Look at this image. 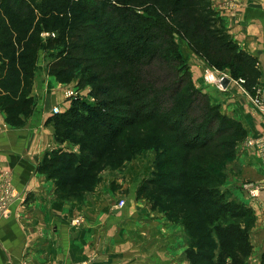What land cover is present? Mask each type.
Returning a JSON list of instances; mask_svg holds the SVG:
<instances>
[{
  "label": "trees",
  "instance_id": "16d2710c",
  "mask_svg": "<svg viewBox=\"0 0 264 264\" xmlns=\"http://www.w3.org/2000/svg\"><path fill=\"white\" fill-rule=\"evenodd\" d=\"M180 39L255 92L258 58L234 40L212 0H0V107L12 125L32 115L28 96L44 55L50 74L60 82L78 78L95 97L76 98L51 117L57 142L78 147L53 150L40 165L59 197L82 198L113 154L122 161L153 148L156 171L138 196L164 197L165 211L188 233L206 231L188 240L192 264H241L234 254L240 241L252 250L253 211L230 196L224 204L222 186L247 130L196 86ZM226 248L220 260L216 251Z\"/></svg>",
  "mask_w": 264,
  "mask_h": 264
},
{
  "label": "crops",
  "instance_id": "0c3cea01",
  "mask_svg": "<svg viewBox=\"0 0 264 264\" xmlns=\"http://www.w3.org/2000/svg\"><path fill=\"white\" fill-rule=\"evenodd\" d=\"M212 2L225 17L234 40L258 58L261 77L257 86L264 95V0H240L237 11L228 16L224 12L228 8L227 0ZM181 40L189 48V55L183 54L190 63L196 86L207 92L223 113L239 120L247 130V137L237 145L236 157L224 167L226 180L222 187L229 191L231 199L253 211L250 227L253 254L247 262L253 260L260 264L264 254V189L254 197L244 187L248 183L264 184V149L249 145V140L264 138V111L253 103L251 93L229 70L211 68L187 41ZM181 49L184 52L182 46ZM45 60L43 56L38 64L32 93L33 113L25 123L12 125L7 120V112L0 107V186L4 178L9 177L20 195L9 216L0 221V264H73L87 261L91 256L95 257L92 264H188L183 237L174 236L172 246L163 254L140 252L131 234L133 229L125 232L122 228L131 227L129 223L141 225L138 221L142 204L115 208L113 200L104 197L105 184L89 193L93 194L94 201L92 195L83 200L58 197L56 180L48 178L40 165L53 150L78 151V147L56 140L52 108L68 102L63 83L49 73V60ZM225 77L230 78L226 87L222 84ZM71 83L78 86V78ZM138 183L132 180L125 186L134 187ZM79 215L84 216V221L76 226L74 220ZM177 227L169 228L177 230ZM124 245L129 247L125 249ZM130 247L132 249L128 250Z\"/></svg>",
  "mask_w": 264,
  "mask_h": 264
},
{
  "label": "rangeland",
  "instance_id": "374dc122",
  "mask_svg": "<svg viewBox=\"0 0 264 264\" xmlns=\"http://www.w3.org/2000/svg\"><path fill=\"white\" fill-rule=\"evenodd\" d=\"M237 11V9H234L232 7L225 8L224 12L225 14L227 13L228 15H231L233 13H235ZM51 35H54V33H50V32H43L42 35L44 38H47ZM180 43L181 46L184 50V54L185 55H189V48L183 44L182 40L180 39ZM43 56L41 57V60H43ZM44 58H46L44 56ZM48 62V59H46ZM45 60V61H46ZM6 61L4 58H2L0 60V65ZM39 68V66H37V69ZM211 68H214L211 66ZM211 68H208V70H210ZM216 69V68H214ZM218 70V69H217ZM36 77V76H35ZM35 77L32 80V85H31V89H30V93L29 96H32L34 87H35ZM67 78V77H65ZM69 78V77H68ZM75 79V78H74ZM74 79H70V81L67 82H61L63 83L62 87H64V97L66 99V102L68 103H72L73 100L72 99H68L65 96V91L71 90L73 88H80L79 86H75L73 83H71V81H73ZM241 85H243L242 82H240L239 80H237ZM258 87V86H256ZM261 88V87H260ZM256 94V88H255V92L251 93V97H253ZM33 97V96H32ZM63 104L60 103L59 105H61L64 109H66L65 107L69 106L70 104ZM57 105V104H56ZM22 104L17 108V110H22ZM28 109V106H27ZM53 109V108H52ZM263 111V110H262ZM26 114L28 113V111H25ZM24 112V113H25ZM54 115V114H53ZM31 115H28L27 118H29ZM67 142H72L70 140H68ZM71 145V143H69ZM157 151L153 148L147 149V148H142L139 149L137 151H135L134 153V158H130V159H125L120 161V159H118L120 156L119 154L116 155H112L110 156V160L108 161V164H111L110 166H108L106 168V170L104 172H102V175H100L99 177H92L91 180L87 181V185L89 186V188H92V190H89L85 193V195L82 196V198H79L80 200H83L84 197L89 198V196L92 195V199H93V194H89L90 192H95L96 188L101 185V184H105L106 185V194L104 193V197L107 198V200H113L114 207L117 209H122L127 207L128 205H132V204H142L141 206H139V211L140 214V221L139 224L142 225V227L140 228L141 225H136L135 221H132L135 223V225L132 224H128L131 225V227L126 226L127 228H122L125 232L127 230H132L134 231L133 234L134 236H132L134 238V240L136 242H138L136 245H139L137 247V249L140 252H145L147 254H149L151 251H155L157 253H165L168 251L167 247H171L172 245V239L177 237H183L186 240V244H187V248L188 247V240H190V238L193 240V236L194 237H198L199 239H201L206 231L202 230V231H198L196 230V228L194 227L193 230H190L189 233L185 227V225L182 223V221H178L175 220L174 218H171L168 214L167 211H165V206H164V197L161 199H155L153 196H143V194L138 196V189L140 187V184L145 181V179H148L149 177H151L153 175V173L156 171V162H157ZM117 162V163H116ZM227 164V163H226ZM139 181V183L134 186V187H126L125 185H127L128 182L131 181ZM122 181L123 184H120ZM245 188V187H244ZM246 189V188H245ZM225 191H227V195L225 196V199L223 200V203H227V199L229 200V191L225 189ZM89 194V195H87ZM140 194V193H139ZM59 197V195H58ZM60 198V197H59ZM121 200L125 201V204L123 206H121ZM18 201L15 200L13 202V204ZM94 201V199H93ZM12 204V205H13ZM12 207V206H11ZM84 221V216L83 215H79L76 217V219L74 220V224L76 226H79L82 222ZM174 225H178V229H171L169 227H172ZM248 226H251V224H247ZM238 233L242 236L243 234V228L239 227V225H235ZM251 243V241H250ZM125 249H127L129 247V245H124L123 246ZM240 250L234 254L235 256H238L239 258V263H244V261H249L252 254H253V249L248 250V245L244 244V241H240L239 244ZM132 247H130L128 250H131ZM230 249L226 248L224 250H220L217 249L216 254H219V259L221 260V257H227L229 256V252ZM233 253V252H231ZM248 255L247 258L246 256H244L245 254ZM96 254V253H95ZM141 254V253H140ZM142 258H144L143 254H141ZM184 256V254H183ZM185 256L187 258V255L185 253ZM217 257V258H218ZM141 258V259H142ZM188 260V264H192L190 262V260L187 258ZM85 261V260H84ZM84 261H80L79 263H82ZM143 261V259H142ZM248 264H255L256 262L253 263V260Z\"/></svg>",
  "mask_w": 264,
  "mask_h": 264
},
{
  "label": "built area",
  "instance_id": "2783aa9c",
  "mask_svg": "<svg viewBox=\"0 0 264 264\" xmlns=\"http://www.w3.org/2000/svg\"><path fill=\"white\" fill-rule=\"evenodd\" d=\"M240 0H227V4L229 7H232L236 9L237 3ZM242 82V80H240ZM90 87L87 86L85 88H73L71 90L65 91V96L68 99H76V98H82V99H89L91 101H95V97L91 95L90 93ZM253 103L260 109L264 111V95L263 90L260 87H256V94L251 97ZM67 108V106L65 107ZM64 111V108L57 104L53 107L52 112L53 114H58ZM249 145H254L259 149H264V138H256L249 140ZM246 190L254 197H257L260 195L261 191L264 189V184H254V183H248L245 185ZM19 191L13 184V182L10 180L9 177L6 179L4 178V181L2 185L0 186V221L7 216H9V213L11 211V206L17 198H19ZM121 206L125 204L124 200H121ZM95 257L91 256L87 261H84L82 263H73V264H92Z\"/></svg>",
  "mask_w": 264,
  "mask_h": 264
},
{
  "label": "water",
  "instance_id": "95a60500",
  "mask_svg": "<svg viewBox=\"0 0 264 264\" xmlns=\"http://www.w3.org/2000/svg\"><path fill=\"white\" fill-rule=\"evenodd\" d=\"M230 82V78L229 77H225L224 80L222 81V84L224 85V87H226Z\"/></svg>",
  "mask_w": 264,
  "mask_h": 264
}]
</instances>
